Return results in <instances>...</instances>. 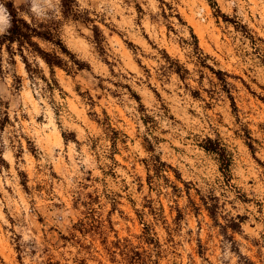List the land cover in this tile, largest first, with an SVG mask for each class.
<instances>
[{
  "label": "rangeland",
  "instance_id": "rangeland-1",
  "mask_svg": "<svg viewBox=\"0 0 264 264\" xmlns=\"http://www.w3.org/2000/svg\"><path fill=\"white\" fill-rule=\"evenodd\" d=\"M77 2L86 21L63 18L60 0L54 14L14 4L29 22L59 21L87 66L65 58L53 88L0 47V264H264V0ZM188 26L210 67L184 43ZM207 138L231 151L230 182Z\"/></svg>",
  "mask_w": 264,
  "mask_h": 264
},
{
  "label": "trees",
  "instance_id": "trees-1",
  "mask_svg": "<svg viewBox=\"0 0 264 264\" xmlns=\"http://www.w3.org/2000/svg\"><path fill=\"white\" fill-rule=\"evenodd\" d=\"M60 1L63 18L73 19L76 21L84 20L78 8L77 0ZM162 3L164 5L166 4L165 2H163V0ZM4 4L8 8L11 16V26L9 27L5 35L0 36V47L6 46L12 56H14L15 54H19L21 56L30 78L40 76L47 82L50 88H53L55 85H57L54 70L56 67H66L68 61L65 58H68L80 70H83L87 67L85 66V64H83V62L77 60L74 54L70 52V50L65 45L61 37V28L59 21H52L49 23H36L34 21L29 22L19 14V10L15 7L13 2L5 1ZM216 7L218 8L217 4ZM217 11L220 12L219 10ZM178 18L181 20L179 15ZM188 27L190 30L191 40H183L184 43L191 47L192 53L196 56L199 64L205 67H210L206 62L207 56L204 55L200 47L198 36L194 32L193 28H191L190 26ZM93 33L95 43L99 51L101 52V54L105 53V49L103 48V35L98 26H93ZM41 42L51 44L57 50L47 51L41 46ZM130 45L133 46V44ZM166 55L167 59L170 61V67L180 77V79L184 80L185 76L189 74V70L178 60H172L170 56H168V54ZM29 57H33L34 59H41L49 67L52 76V84L47 81V78L43 74L41 68L39 66L33 65ZM216 75L226 87L228 82L227 80H225L224 76H227V74L218 71L216 72ZM18 80H20V78H18ZM2 126L3 122H0V127ZM109 129L113 134L112 139L115 142L116 139L119 138L120 134L114 128H111V126H109ZM248 139L251 140V137L248 136ZM200 146L205 152L216 157L222 175L227 182H230L233 157L231 151L227 148V146L220 140H213L212 138L203 140ZM248 146L251 150L254 149L252 143H248ZM147 150L151 153H154V148L151 145L147 148ZM151 163L156 173L162 171V169L167 166L164 162H161V159L155 154H153L151 157ZM204 205L207 211L210 213L211 217L215 218V216L217 215L218 204L210 205L204 200ZM237 219L239 221L234 220L229 226L234 231H238L239 229H241V224L243 222L242 217L239 216ZM136 256L139 257V254L136 253Z\"/></svg>",
  "mask_w": 264,
  "mask_h": 264
},
{
  "label": "clouds",
  "instance_id": "clouds-1",
  "mask_svg": "<svg viewBox=\"0 0 264 264\" xmlns=\"http://www.w3.org/2000/svg\"><path fill=\"white\" fill-rule=\"evenodd\" d=\"M19 2H21V0H13L14 4ZM22 2L28 5L31 3V0H22ZM58 2L59 0H43V6L45 7L46 10H51L52 13L54 14ZM30 11L37 20L41 18L40 14L37 13V9L34 4L32 5ZM20 15H23V13H20ZM10 26H11V16L9 10L4 3H0V33L6 32V30Z\"/></svg>",
  "mask_w": 264,
  "mask_h": 264
}]
</instances>
